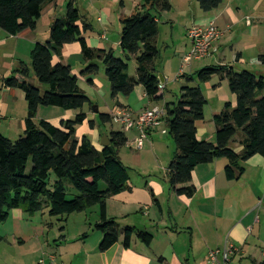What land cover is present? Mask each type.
<instances>
[{
    "label": "crops",
    "instance_id": "obj_1",
    "mask_svg": "<svg viewBox=\"0 0 264 264\" xmlns=\"http://www.w3.org/2000/svg\"><path fill=\"white\" fill-rule=\"evenodd\" d=\"M67 1L54 0L46 5L35 30H25L17 36H11L0 29V135L6 138L15 140L14 137L24 134L28 104L24 92L5 87L3 79L11 77L20 62L31 66L34 45L49 42L50 26L55 20L63 18L64 11H59V8ZM115 1L120 2L121 9L118 12L123 19L132 15L143 0ZM171 3V11L158 18V44L163 28L168 38L166 42H170L175 50L177 45V52L183 55L190 48L188 30L195 26L214 25L222 32V37L213 45L209 55L202 59L206 61L203 68L230 66L236 72L251 71L264 78V66L259 62V56L264 54V0H224L218 9L211 12H204L198 0H172ZM83 11L88 21L91 11L88 8ZM100 12L102 15L97 18V29L90 23L92 30L83 36L89 47L112 49L115 53L116 47H120L121 38L118 37L113 42L108 35V30L113 25V11L104 8ZM43 18L48 29L41 35L39 25ZM177 31L181 34L180 42L177 40ZM165 45L168 47L166 43ZM58 61L60 59L56 57L54 63ZM61 61L71 67L73 75L78 78V86L95 105L93 98L101 90L96 76H81L86 64L80 44L64 46ZM184 76L185 74L181 77ZM90 80H93V84ZM29 81L34 86L38 82L33 75ZM201 89L207 104L204 119L196 123L197 138L215 144L214 116L227 103L235 106L236 96L230 92L228 82L220 81L217 76L204 83ZM133 98L144 104L138 113L131 108ZM210 103L214 105L213 109ZM161 104L162 102H151L143 88L137 86L129 97L119 96L117 101L112 100L109 115L116 107L128 108L138 115L144 109L159 107ZM208 107L210 110L206 114ZM42 108L38 111L36 123L45 120L54 126H59L61 121L73 119L80 113L57 107L45 110ZM99 108L98 106V111ZM84 112L87 119L77 128L82 134L78 139L87 136L97 150H102L100 138H96L97 124L93 121L94 129L90 127L89 118L91 114L96 115L95 107H87ZM132 131L137 132L139 137L137 129ZM152 133L149 132V135ZM239 138L240 136L231 144L237 154L243 150ZM168 144L173 153L162 159L155 152V141L150 142L155 152L156 166L146 173H140L138 180L130 176V190L108 200L107 216L115 219L120 227L118 244L106 252L99 251L103 235L95 229V225L100 221V209L92 208L64 219L50 217L48 211L28 216L22 210L15 209L8 220L0 225V264H37L41 258H54L58 264H211L210 252L222 251L230 245L239 250L232 257V264L263 263L264 158L255 155L244 162V172L235 180H228L226 177L225 168L229 164L227 159L197 166L192 172L191 182L195 193L189 198L180 196L171 189L167 169L176 147L171 142ZM119 157L123 163L120 151ZM161 160L168 162L162 169L159 167ZM165 166V174L161 178L160 171ZM88 213L92 215L89 217ZM128 227L152 234L150 246L134 237L130 248H124L123 231ZM221 260L220 255L219 261Z\"/></svg>",
    "mask_w": 264,
    "mask_h": 264
},
{
    "label": "trees",
    "instance_id": "obj_2",
    "mask_svg": "<svg viewBox=\"0 0 264 264\" xmlns=\"http://www.w3.org/2000/svg\"><path fill=\"white\" fill-rule=\"evenodd\" d=\"M54 0H0V29L11 36L25 30H35L46 5ZM172 0H143L136 11L121 20L120 48L124 59L115 56L112 49H96L87 45L84 34L92 25L70 0L63 18L50 26V40L37 43L31 51V66L20 62L12 76L3 79L5 87L24 92L28 104L26 129L17 140L0 135V225L15 209L28 216L48 211L50 217L66 218L100 207V221L95 229L103 235L100 252H106L120 242V227L107 216L110 198L130 190L129 168L120 157L121 148L128 145L125 133L112 132L110 145L97 150L87 136L76 138L77 128L87 119L84 109H93V103L78 86V78L62 60L64 46L79 43L86 67L83 77H93L99 64L111 86V99L129 97L141 86L153 103L163 101L158 76V18L172 9ZM204 12L218 9L224 0H198ZM60 61L54 63L55 58ZM135 61V76L129 74V63ZM264 66V54L259 56ZM33 75L39 86L30 81ZM199 83H207L214 76L227 81L236 104H225L214 116L215 144L197 138L196 123L204 119L207 100L200 87L184 86L176 103L164 105L167 134L175 143V153L167 169L171 189L178 195L192 197V172L199 165L227 159L225 168L228 180L239 178L242 164L255 155L264 158V78L251 71L236 72L230 66L203 68L195 74ZM193 81V78H188ZM93 84V80H90ZM44 89L42 92L41 89ZM42 107H57L80 113L73 119L54 126L42 120L36 123ZM101 123H112L111 115L99 114ZM94 129V122H90ZM240 136L243 147L234 152L232 142ZM31 166V167H30ZM56 180L51 184V177ZM76 194L69 199V189ZM122 245L129 249L132 238L150 246L153 235L128 227L123 231ZM257 264V263H255ZM261 264H264L261 263Z\"/></svg>",
    "mask_w": 264,
    "mask_h": 264
},
{
    "label": "rangeland",
    "instance_id": "obj_3",
    "mask_svg": "<svg viewBox=\"0 0 264 264\" xmlns=\"http://www.w3.org/2000/svg\"><path fill=\"white\" fill-rule=\"evenodd\" d=\"M70 0L67 1V3L59 8V11H64V15L66 13V8L68 6ZM79 1V2H78ZM127 6L129 7V2H127ZM76 7H78L81 14L84 16V9L88 8L89 11H91V15L89 17L88 22L91 23L96 30L99 23L97 22V18L99 15H102L100 12L104 8H109L113 11L112 16V27L108 30V35L111 38V41L114 42L115 39L118 37L121 38V19L122 15L118 12L121 9L120 2H116L115 0H77ZM64 17V16H63ZM86 17V16H85ZM45 18H43L42 21H40V29L39 32L41 35H43L47 31V27L45 26ZM180 36L181 34L177 31V40L180 42ZM45 41V40H42ZM168 41L166 31L161 28V37H160V43L158 44V47L160 49V57L157 61V72L158 76H162L165 84V89L163 90V101L162 104L159 105L160 108L164 107L165 103H176L179 101V98L181 96V89L184 86H190V87H198L201 86L203 88L204 83H199L195 73L201 69H203L204 66H206V61H194L189 64L184 63V57L190 52L191 50V43L190 48L188 52L181 55L179 52H177V45L176 50L171 46L170 42ZM165 43L168 45V47L165 45ZM37 44V43H36ZM115 56L119 59H124V55L122 54L121 48L119 46L116 47ZM130 69L129 74L135 76L136 72V63L135 61H131L129 63ZM183 70V72H181ZM185 74L184 77H181ZM192 77L193 81H188V78ZM96 79L98 81V85L100 87V92L98 95L96 94L93 98V101L95 105L93 107H100L98 113L96 115L91 114L90 121H94L97 124V137L100 138V144L102 143V140L106 136H110L112 132H120L123 130L125 132V135L127 138H129V143L127 146L120 149V153L123 157V164L129 168L130 170V176L134 180H138L140 173L144 172L146 173L148 169H152L154 166H156V162L154 161V153H159L158 155H161L162 159H166V155L170 153H173L171 149V145L168 143L171 142L173 146H175V143L173 139L170 137L169 134L163 135L160 130H155L151 135L148 136V139L145 141V147L141 151H139L136 147V144L134 143L135 138H138V134L135 131H127L122 128L120 124L116 123H101L99 119V114H110V107L112 104L111 99V86L108 82L106 75H105V67L102 64H99V72L96 75ZM217 80V79H216ZM36 86L38 85V82L35 83ZM227 84V83H226ZM227 86V85H226ZM41 91L43 92L44 89L42 88ZM131 108L135 113H138L140 109L144 106L142 102H140L138 99H132ZM213 104V102H211ZM210 103V105H211ZM212 109L214 105L212 106ZM28 109V107H27ZM43 110L48 109L47 107H43ZM210 107L206 109V114L209 113ZM134 114V113H133ZM48 116H51L50 114H46ZM87 126V125H86ZM80 127V126H79ZM87 128V127H86ZM89 128V126H88ZM80 131H77L76 138L81 137ZM13 139L17 140L19 139V136L14 137ZM155 141V152L152 150L153 147H151L150 142ZM176 150V149H175ZM174 155V154H172ZM142 156V157H140ZM168 162L161 160V163L159 167L162 169ZM31 167V166H30ZM165 169L161 170L159 177L163 178L165 174ZM56 178L54 175L51 177V184L55 182ZM76 192L70 188L69 189V199L75 195ZM94 208L100 209L99 206H95ZM100 213V210H99ZM89 214V213H88ZM92 214H89V217ZM238 264V263H236Z\"/></svg>",
    "mask_w": 264,
    "mask_h": 264
},
{
    "label": "built area",
    "instance_id": "obj_4",
    "mask_svg": "<svg viewBox=\"0 0 264 264\" xmlns=\"http://www.w3.org/2000/svg\"><path fill=\"white\" fill-rule=\"evenodd\" d=\"M187 37L191 43L190 52L184 57V63L190 64L192 61L202 60L207 57L213 45L220 40L222 32L214 25L206 27H193L188 30ZM165 84L159 85V90L163 91ZM112 122L120 124L124 130L131 131L137 129L139 137L135 139L137 149L140 151L145 145L149 132L160 130L163 135H166L167 128L165 127L166 111L160 107L147 108L142 110L138 115L133 114L128 108L116 107L111 113ZM238 249L234 246H226L222 251H211V264H232V257L238 253ZM221 255L222 260L219 261ZM37 264H58L54 258L46 260L41 258ZM62 264V263H61Z\"/></svg>",
    "mask_w": 264,
    "mask_h": 264
},
{
    "label": "water",
    "instance_id": "obj_5",
    "mask_svg": "<svg viewBox=\"0 0 264 264\" xmlns=\"http://www.w3.org/2000/svg\"><path fill=\"white\" fill-rule=\"evenodd\" d=\"M95 112L98 113V109L95 107ZM102 145L104 147H107L110 145V141L108 139V137H104L103 140H102Z\"/></svg>",
    "mask_w": 264,
    "mask_h": 264
}]
</instances>
